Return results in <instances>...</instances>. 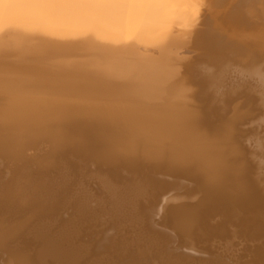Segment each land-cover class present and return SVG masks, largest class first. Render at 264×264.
<instances>
[{
	"label": "bare ground",
	"instance_id": "6f19581e",
	"mask_svg": "<svg viewBox=\"0 0 264 264\" xmlns=\"http://www.w3.org/2000/svg\"><path fill=\"white\" fill-rule=\"evenodd\" d=\"M234 1L224 35L198 0H0V264H264V0Z\"/></svg>",
	"mask_w": 264,
	"mask_h": 264
},
{
	"label": "rangeland",
	"instance_id": "374dc122",
	"mask_svg": "<svg viewBox=\"0 0 264 264\" xmlns=\"http://www.w3.org/2000/svg\"><path fill=\"white\" fill-rule=\"evenodd\" d=\"M198 1L199 2H197V4L200 3L201 4V7H200V5L199 6L198 5H195L194 6L195 9L193 8L194 11L192 10L193 13H191V15H190L191 18H189L190 17L189 16L188 17L189 19L187 20L188 21L187 22L188 26H190L192 24L193 20L196 19V17L200 16V14H202V15H208L209 14L208 15L209 16L208 18H211L210 23H211L212 27L214 29H216V30H219L220 33L222 32V34H224V35H225V33L227 35H230L231 31L229 30L228 26L226 25V23H225L226 20L225 19H227V18L229 19V17L232 15V10H234V5L236 4V1H234V0H198ZM246 1L247 0H240L239 5L241 3H246ZM206 4H207V6H205ZM243 6H244V4H243ZM199 7L202 10H200ZM197 8L199 10H197ZM225 8H227V9L229 8V9L227 10ZM239 8H241V6H239ZM216 11H218L219 14ZM222 11H224V12H222ZM223 13H225V14L223 15ZM193 15H194V17H193ZM211 15H213V16H211ZM189 20H191L190 21V23H191L190 25H189ZM228 32H230V33L228 34Z\"/></svg>",
	"mask_w": 264,
	"mask_h": 264
}]
</instances>
